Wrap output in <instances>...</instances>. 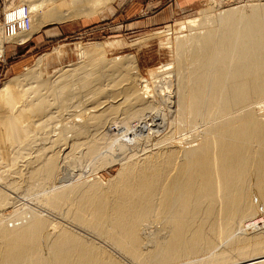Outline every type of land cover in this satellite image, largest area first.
<instances>
[{"label":"bare ground","instance_id":"bare-ground-1","mask_svg":"<svg viewBox=\"0 0 264 264\" xmlns=\"http://www.w3.org/2000/svg\"><path fill=\"white\" fill-rule=\"evenodd\" d=\"M111 1L20 0L13 17L3 14L5 39L24 42L44 25L94 16ZM223 2L209 0L182 22L187 33L172 41L173 69L150 73L175 76V84L163 78L174 89V100L163 101L175 104L178 131L204 128L194 147L169 146L167 135L140 154L134 134L110 133L112 122L124 132L133 120L143 123L154 101L133 56L106 59L100 43L77 44L87 60L48 78L39 57L2 84L0 264H264V2ZM23 9L27 29L17 26ZM23 129L29 135L12 143ZM124 145L130 154H113ZM114 163L104 182L56 181L62 165L94 172ZM3 185L65 223L16 207ZM2 207L12 210L4 215Z\"/></svg>","mask_w":264,"mask_h":264},{"label":"rangeland","instance_id":"rangeland-1","mask_svg":"<svg viewBox=\"0 0 264 264\" xmlns=\"http://www.w3.org/2000/svg\"><path fill=\"white\" fill-rule=\"evenodd\" d=\"M140 1L141 0H112L110 3H108L106 7H102L100 11L94 16H91V17L81 16V17H75V18L68 19V20H78L81 18L84 23L93 21L92 25L88 27V28H92V30L91 31L89 30L86 33H83L81 35L74 34L73 36L69 38H65V36H60L59 38L54 39L50 42L39 44L37 48L33 50L31 53L26 52L27 48H24V44L15 46L14 44H20V43L18 42V40L12 41V39H15L14 36L12 39H10V42L9 40L5 39V36H6L5 32L7 30V24L3 22L4 20L2 21L3 14L5 16L4 17L5 19L7 18L10 19L11 17H13V14H12L13 7L16 6L20 2V0L14 3L13 2L6 3L3 8L2 16L0 19V41H1L0 42V52H1L0 58H2L3 55H5V51L7 48H9V50H12L11 51L12 53L13 52L15 53L11 57L6 58L8 65H6L2 70L0 69V87L5 81L9 80L10 78L20 75L26 66L32 65L39 57H42L39 70L42 73L43 78H48L51 75H53L56 72V70H58L61 67H64L70 64L71 65L78 64L81 62H85L87 60L85 57L83 58L76 54L75 49L73 47H75L77 44L85 46V45L95 43V42L100 43L102 44L101 46L103 47V51H104L103 55L106 59H111L114 57H120L124 55H132L135 65L137 67L138 73H140L143 76V78L148 82L150 92L153 91L151 93L149 92V95L150 96L153 95L152 99L154 101L153 102L154 107H152V109L153 108L154 109L153 111H150L151 110L150 109L148 111L149 113L147 112L146 115L144 114L142 116V117H146V118H141L142 120L144 119L143 121L140 120L143 123L140 124L137 122V120L131 121L130 122L131 131L128 130L130 132L129 133L128 131L124 132V130L120 131L121 129L119 130L117 123L112 122L108 124V129L110 133L115 135L116 139L117 137L118 139L121 138V133H124L126 137L128 138H130L134 134L135 136L133 137H137L135 139L137 140L139 139L138 141L141 142L140 143L141 147L140 146L136 147L140 149L139 151L140 154L143 153L142 152L143 150L148 151V150H153V148L156 149L158 147V146L156 147L157 145L156 141L158 142L159 140L161 141L163 139L162 137L165 138V136L167 135H168L167 137H170V139L167 141L169 143V146L170 145L178 146V147H181V148L183 147L187 149L190 147H194L195 144L198 145L199 140H200L199 135H201V132H203V129H204L202 126L201 127L197 126L196 131L193 129L195 133L193 130H191L193 131V133L191 131L189 132L190 129L188 128H186L187 130L184 129L182 131H178V129H176L177 128L176 119L173 121V119L176 118V111H171V110H175V106H174L175 104L171 101V99L174 100V97H173L174 89L171 87H168L165 84L167 80L165 81L164 79H166V77L168 76L167 78L170 81L169 82L167 81L168 82L167 84H171V83L173 84L175 76L172 74L174 76L173 80L171 78L172 76L170 75L166 76V74L168 73H164V72H167V70H163L164 72L162 71L164 76L162 74V76L155 77V78H153V76L150 73L152 72V70L160 67L161 65H165L169 63L172 67L169 65L168 66L173 69L174 64L172 62L174 60V50H173L172 43L174 42L173 39H175L174 36H179L181 34L187 33V31H185L186 29L184 30L180 29L181 24H183L187 18L195 17L197 15V12L201 8H204L209 4V0H202L199 6H197L193 11L179 13L165 23L152 25V26H148L144 28H141L138 26H131V23L134 24L135 21L140 19V17L139 15H136V13L132 14L131 13L132 8L129 6L132 5L133 3L140 2ZM248 1L249 3H251L252 1L255 3L258 1L264 2V0H261V1L260 0H226V2L222 3V6L225 3H226L225 4L226 7L230 5L236 6L237 4L239 5V4H242V2H248ZM227 2L229 3V5H227L228 4ZM95 27H98L99 30L94 31L96 29ZM159 31L160 33L161 32L162 33L159 34ZM179 31L181 32V34L179 33ZM54 47L55 48L60 47L61 54H58V52L53 51L55 49ZM46 53L49 55L44 58V55ZM14 61H19L21 63L17 65V67L9 68L10 63H13ZM169 67H168V70L170 69ZM165 68L166 67H164V69ZM161 79H163L164 81ZM163 84L166 85L165 89H164ZM159 88L163 89L161 91H163V93L165 92L164 95L161 93V91L159 92ZM172 91L173 93H171ZM165 95L172 97L170 99L172 104L164 103L163 96ZM167 108L168 109L170 108L171 110L169 109L168 111ZM166 114H169V115L166 116ZM259 114H264V106L260 109ZM170 115L173 116V118ZM170 118L176 124H172L173 122L170 120ZM132 125L133 127L137 125L140 128L136 127V130H135L134 128H132ZM58 126H60V124H58ZM57 127L56 129L59 128ZM117 132H119L120 134H118ZM12 134L14 135H12L9 138L12 143L16 142L17 137H19L22 134H24L25 136L29 135L26 129H23L21 133L20 132L16 133L15 131H13ZM193 134H195V136H193ZM141 135L142 137H140ZM66 136L67 138H71V133L68 132ZM140 138L142 140H140ZM130 145L132 146V144ZM130 145L129 147L127 145L126 146L124 145V148L123 146H121L120 149H117L118 151L117 150L114 151L113 154L114 155L130 154L131 149H132ZM28 148L32 149V146L30 145L28 146ZM141 148H144V149H141ZM27 160H28L27 162H29L30 164V161H32L33 158L30 157ZM62 166L63 167L61 169V175L56 179V181H62L63 183L61 182V184L74 183L77 180H82V179L91 181L95 177L99 179L100 181L104 182L108 178L114 176L117 169L119 168V164L114 163V164H111L103 168H98L97 170L94 169L95 170L94 172H92L93 170L91 169L92 171L90 172L89 167H88L89 169L87 168L86 170H83L85 168H83L82 166L78 167V165L70 167V169L69 167L67 168L66 165L65 166L62 165ZM79 173H82L80 174L81 176L80 175L77 176V174ZM82 175H84V177ZM3 190L11 199L13 198L12 200L14 201V204L16 205V207L29 208L33 211H37V212H40L48 216L50 219L54 221H59L62 223L64 222L60 216L49 213L43 207L38 205V203L34 200L33 196L21 197L18 195L17 192L11 190L10 188L5 187L4 185H3ZM2 208L3 209L1 211H2V214L4 215L9 214L10 211L12 210V207H2ZM18 223H20V221L8 220L9 227L17 225Z\"/></svg>","mask_w":264,"mask_h":264},{"label":"crops","instance_id":"crops-1","mask_svg":"<svg viewBox=\"0 0 264 264\" xmlns=\"http://www.w3.org/2000/svg\"><path fill=\"white\" fill-rule=\"evenodd\" d=\"M18 0H0V19L2 11L6 3H14ZM202 0H141L140 2L133 3L129 7L132 8L131 13L139 15L140 19L131 23V26H138L141 28L162 24L169 21L172 17L179 13H185L193 11ZM93 21L84 23L80 18L78 20H67L59 23H51L42 26L38 31L34 32L28 40L20 44H14L15 46L23 45L26 52L31 53L37 48L39 44L50 42L60 36L69 38L74 34L81 35L87 31H91L92 28H88L92 25ZM99 30L98 27H95ZM9 48L6 49L5 55L0 58V69L2 70L8 65L6 58L11 57L15 52H11ZM21 62L14 61L10 63L9 68L17 67Z\"/></svg>","mask_w":264,"mask_h":264},{"label":"built area","instance_id":"built-area-1","mask_svg":"<svg viewBox=\"0 0 264 264\" xmlns=\"http://www.w3.org/2000/svg\"><path fill=\"white\" fill-rule=\"evenodd\" d=\"M25 12H26V9H23V13H22V15H23V19H22V21H20L21 24H20V22H18L17 26H18V27H23V28L27 29L28 26H29V20H28V18L25 16V15H26Z\"/></svg>","mask_w":264,"mask_h":264}]
</instances>
